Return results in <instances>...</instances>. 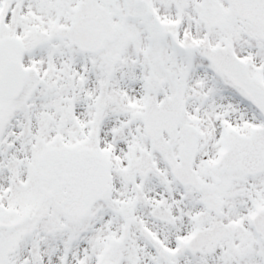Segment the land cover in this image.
Masks as SVG:
<instances>
[{"label":"snow or ice","instance_id":"obj_1","mask_svg":"<svg viewBox=\"0 0 264 264\" xmlns=\"http://www.w3.org/2000/svg\"><path fill=\"white\" fill-rule=\"evenodd\" d=\"M0 264H264V0H0Z\"/></svg>","mask_w":264,"mask_h":264}]
</instances>
